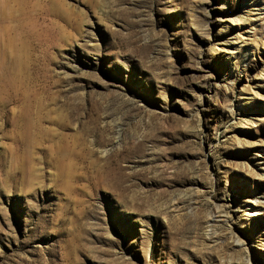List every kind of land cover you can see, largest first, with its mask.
I'll return each mask as SVG.
<instances>
[{"label": "rangeland", "instance_id": "rangeland-1", "mask_svg": "<svg viewBox=\"0 0 264 264\" xmlns=\"http://www.w3.org/2000/svg\"><path fill=\"white\" fill-rule=\"evenodd\" d=\"M262 64L264 0H0V264H264Z\"/></svg>", "mask_w": 264, "mask_h": 264}, {"label": "bare ground", "instance_id": "bare-ground-1", "mask_svg": "<svg viewBox=\"0 0 264 264\" xmlns=\"http://www.w3.org/2000/svg\"><path fill=\"white\" fill-rule=\"evenodd\" d=\"M242 16H246V17H242ZM243 19H246L247 20V9L244 7L243 9H242V12H241V15H238V14H235L233 17H231V20H233L234 22H237V21H241V20H243ZM239 23V22H238ZM243 32H246V31H243ZM240 31H239V29H238V31H236L235 33H233V37L234 38H239L240 36ZM225 40V42L228 44L226 47H225V49L226 50H233V49H237L238 48V46H237V44H235V43H233V42H230V41H228L227 39H224ZM251 55H253V53H251ZM252 57V56H251ZM244 66H245V64H244ZM244 66H243V68L242 69H240V70H237L236 71V73L234 74L233 73V78H235V79H238V78H240L241 77V75L245 72V68H244ZM246 67V66H245ZM263 68H264V66H263V64H262V67H261V69L263 70ZM263 75V73H261L260 74V77ZM247 76V75H246ZM229 77H232V74L229 76ZM229 77H227V79L226 80H228V78ZM252 94L255 96H257V94H258V91L257 90H253V92H252ZM252 212H250L249 213V215L250 214H252V213H258V211H257V209H255V210H251ZM229 235V236H228ZM226 237L227 238H230L231 236H230V234H228ZM237 238V237H236ZM236 241H238L237 239H236Z\"/></svg>", "mask_w": 264, "mask_h": 264}]
</instances>
